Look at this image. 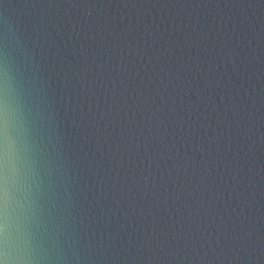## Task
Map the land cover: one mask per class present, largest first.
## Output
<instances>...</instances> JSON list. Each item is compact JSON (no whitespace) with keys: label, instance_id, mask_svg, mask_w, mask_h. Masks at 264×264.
I'll use <instances>...</instances> for the list:
<instances>
[{"label":"water","instance_id":"95a60500","mask_svg":"<svg viewBox=\"0 0 264 264\" xmlns=\"http://www.w3.org/2000/svg\"><path fill=\"white\" fill-rule=\"evenodd\" d=\"M0 264H264V0H0Z\"/></svg>","mask_w":264,"mask_h":264}]
</instances>
